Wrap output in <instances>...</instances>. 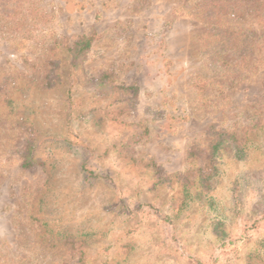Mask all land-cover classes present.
Instances as JSON below:
<instances>
[{
	"label": "rangeland",
	"instance_id": "obj_1",
	"mask_svg": "<svg viewBox=\"0 0 264 264\" xmlns=\"http://www.w3.org/2000/svg\"><path fill=\"white\" fill-rule=\"evenodd\" d=\"M208 1L0 0V264H264V0Z\"/></svg>",
	"mask_w": 264,
	"mask_h": 264
},
{
	"label": "trees",
	"instance_id": "obj_2",
	"mask_svg": "<svg viewBox=\"0 0 264 264\" xmlns=\"http://www.w3.org/2000/svg\"><path fill=\"white\" fill-rule=\"evenodd\" d=\"M213 1V4H215V2H217L218 0H210L208 1L211 2ZM220 2V1H219ZM207 3H205L206 5ZM220 3H217V5L219 6ZM209 5H211V3H209ZM246 6V5H244ZM243 10V9H242ZM236 11L234 14H241V16H243L244 14H242L244 12V10L242 11ZM211 13H208L206 12L207 15H205L206 19L210 20V18L212 17V11H210ZM245 13L249 14L248 11H245ZM217 16L220 15L219 19H217L216 21V24H218V22L221 20V18L223 17V15H228L227 13H222V14H218L216 13ZM236 15V16H237ZM228 24V23H227ZM225 27H228L226 24H225ZM224 31L222 32H219L218 31V35L216 36H221L220 39L223 40V39H226V41L224 42V44L222 45L220 51L216 52L215 55L218 56V59L220 61L221 64L223 65H227V66H230L229 62L227 59L223 58V56H225V54L227 53V46L229 47L231 45V42H233V37H239V38H242V34L244 33V27H241V24L238 25V27H236L235 25H229V28H225L223 29ZM215 36V37H216ZM244 43V40L242 41ZM241 42V44H242ZM92 43H93V37H82L80 39H78L71 48L68 49V52L71 56V62L72 64L75 66L79 63H81V61L83 60V58L86 56V54L88 53V51L91 49V46H92ZM226 46V47H225ZM204 87V86H203ZM233 141L235 142L236 141V138L234 135L231 136ZM238 152L239 154H242L241 152L242 149H240L238 147ZM25 167H29L31 166V164H24ZM82 171L86 174L87 176V180H90V179H99L101 178L100 175L90 171L89 169L86 168V165L84 164L83 167H82Z\"/></svg>",
	"mask_w": 264,
	"mask_h": 264
}]
</instances>
